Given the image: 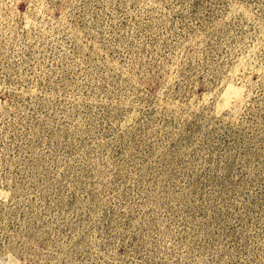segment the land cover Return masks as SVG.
Masks as SVG:
<instances>
[{
	"label": "rangeland",
	"instance_id": "374dc122",
	"mask_svg": "<svg viewBox=\"0 0 264 264\" xmlns=\"http://www.w3.org/2000/svg\"><path fill=\"white\" fill-rule=\"evenodd\" d=\"M0 264H264V0H0Z\"/></svg>",
	"mask_w": 264,
	"mask_h": 264
}]
</instances>
